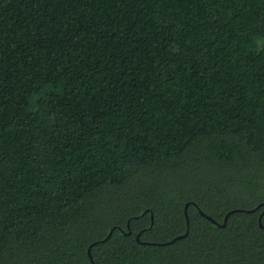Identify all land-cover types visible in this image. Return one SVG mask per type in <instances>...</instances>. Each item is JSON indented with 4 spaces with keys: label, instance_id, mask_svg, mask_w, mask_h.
<instances>
[{
    "label": "trees",
    "instance_id": "1",
    "mask_svg": "<svg viewBox=\"0 0 264 264\" xmlns=\"http://www.w3.org/2000/svg\"><path fill=\"white\" fill-rule=\"evenodd\" d=\"M260 219L264 0H0V264H264Z\"/></svg>",
    "mask_w": 264,
    "mask_h": 264
},
{
    "label": "water",
    "instance_id": "2",
    "mask_svg": "<svg viewBox=\"0 0 264 264\" xmlns=\"http://www.w3.org/2000/svg\"><path fill=\"white\" fill-rule=\"evenodd\" d=\"M187 208H188V205L186 206V211H187ZM236 211H238V209L230 211V212L226 215V217H225V221H224V223H222V224H219V223H218L213 217H211V216L205 214L203 211H201V213L204 214V215H206V216H207L210 220H212L214 223H217L218 225H220V226L223 227V226H226L230 214H233V213L236 212ZM261 218H262V217H261ZM187 219H188V223H189V217H188V214H187ZM260 224H261L262 227H264V225H263V223H262V219H260ZM113 230H114V229H113ZM113 230H111V232L109 233V235H108L104 240H107V239L112 235ZM187 234H188V232L185 233L184 235H180V236H178V237H175V239H173L171 242H173L174 240L181 239V238L185 237ZM139 237H140V233L138 234L137 238L139 239ZM96 243H97V242H94L91 246L95 245ZM89 253H90V255H91V247L89 248Z\"/></svg>",
    "mask_w": 264,
    "mask_h": 264
}]
</instances>
